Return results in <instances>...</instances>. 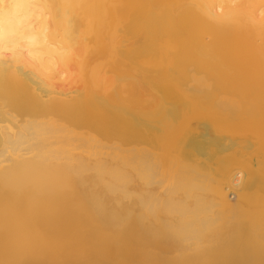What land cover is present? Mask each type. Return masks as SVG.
Segmentation results:
<instances>
[{"label":"bare ground","instance_id":"bare-ground-1","mask_svg":"<svg viewBox=\"0 0 264 264\" xmlns=\"http://www.w3.org/2000/svg\"><path fill=\"white\" fill-rule=\"evenodd\" d=\"M0 264H264V0H0Z\"/></svg>","mask_w":264,"mask_h":264}]
</instances>
